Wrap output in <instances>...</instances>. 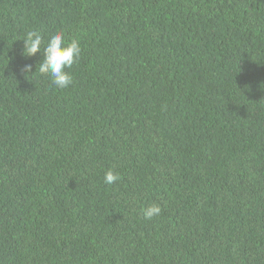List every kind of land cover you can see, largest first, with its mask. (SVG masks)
Returning a JSON list of instances; mask_svg holds the SVG:
<instances>
[{"label": "trees", "instance_id": "trees-1", "mask_svg": "<svg viewBox=\"0 0 264 264\" xmlns=\"http://www.w3.org/2000/svg\"><path fill=\"white\" fill-rule=\"evenodd\" d=\"M0 264H264V0H0Z\"/></svg>", "mask_w": 264, "mask_h": 264}, {"label": "clouds", "instance_id": "clouds-1", "mask_svg": "<svg viewBox=\"0 0 264 264\" xmlns=\"http://www.w3.org/2000/svg\"><path fill=\"white\" fill-rule=\"evenodd\" d=\"M23 41L21 55L25 58L35 57L40 53L43 59L37 64L36 71L33 73V66L26 64L21 69L22 73L46 75L51 78V84L58 89H64L73 83L71 69L78 62L82 55V47L79 39L65 38L63 31H56L45 39L40 30L27 31L23 37L16 41ZM121 179L120 174L114 170H108L104 176L106 184H113ZM145 219H152L162 213L159 204H151L142 209Z\"/></svg>", "mask_w": 264, "mask_h": 264}]
</instances>
